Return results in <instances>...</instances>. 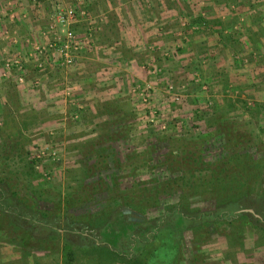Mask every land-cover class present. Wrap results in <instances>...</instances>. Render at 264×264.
I'll return each mask as SVG.
<instances>
[{
  "label": "rangeland",
  "instance_id": "obj_1",
  "mask_svg": "<svg viewBox=\"0 0 264 264\" xmlns=\"http://www.w3.org/2000/svg\"><path fill=\"white\" fill-rule=\"evenodd\" d=\"M54 1L57 2L0 0V218L3 224L0 264H65L66 250L71 253V264H134L132 260L138 242L143 241L141 237L150 235L149 225L163 217L169 206H178L188 217L213 214L220 204L224 206L221 197L230 198L239 189L225 181L222 183L227 187L223 190L203 185L202 177L212 168L223 165L219 170H227L223 174L231 175L227 179L231 182L238 171L245 173V165L262 159L264 162V51L260 58L262 65L233 67L223 56L225 61L220 66L179 63L175 66L176 76L168 73L169 66L157 59L151 60L150 68L142 60L137 62L139 69L146 72L155 69L151 79L142 81L127 77L131 74L124 69L123 56L117 60L112 56V65L99 69L89 54L104 51L99 49L103 46L100 39L116 37L114 27L105 33V38L103 32L98 35V23L111 25V19H115V0H59L74 7L81 15L78 17H83L74 26L81 39L89 27L96 30L92 34V47L80 52L84 60L91 62L87 67L89 74L75 73L64 83V78L47 83L40 80L37 85L34 81L41 73H53L57 77L58 70L64 69L51 65L40 72L28 62L23 84L16 81L17 70L10 69L7 76H2L5 56H26L31 44L41 43L42 31L49 29L52 21ZM118 1L125 22L139 23L143 18L148 23L153 21L156 31L152 48L156 54L161 52L165 62L179 59V47L188 36L185 27L190 25L188 31L193 32L208 26L206 21L202 22L205 15L198 10L201 4L198 0ZM227 2L238 11L249 6L253 13L260 11L264 17V0H216L213 4L225 6L224 10L230 5ZM198 16L202 19L194 21ZM261 20L256 25L259 29L249 36L253 44L257 43L258 33L264 35ZM161 38L170 40V46H163ZM121 41L105 43L114 47ZM5 42L7 50L3 52ZM18 43H24L23 54L16 49ZM261 45L264 46V39ZM113 47L105 48L104 52L116 53ZM121 71L126 73L124 77ZM232 72L246 73L247 79L236 78L237 82H233L229 76ZM116 77L121 78L132 96L131 108L121 98L109 99L96 105L95 111L82 114L83 108L91 107L94 100L92 92L87 93L88 99L86 92L107 89ZM136 83H148L151 105L171 122L174 120V123L169 121L167 130H159L147 122L146 104L131 91ZM169 85H173V92L168 91ZM53 88L75 110L69 107L61 114L50 110L44 102L43 90L48 92ZM42 101L43 106H37ZM226 131L230 133L228 141ZM201 141L202 165L193 174L198 179L186 181L192 171H185V166L178 168V164L171 168L170 164L179 162L180 157L172 159L168 154L171 146L173 151L178 147L193 150L194 143ZM228 145L233 147L229 149ZM233 149L240 156L241 170L228 160L234 154ZM252 167L255 175L250 178V196L257 198L264 191V170L257 174V167ZM77 197L84 201L70 202L73 205L65 210V202ZM242 208L241 211L261 217L254 206ZM201 219L196 221L204 223ZM205 220L208 222V218ZM106 221L115 226L121 221L128 228L114 239L105 228ZM237 223L231 226L215 222L219 225L218 232L211 224L184 228L179 236L175 264H264V237L260 228ZM162 237L160 245L155 246V237H149L147 246H142V249L154 248L147 264H171L175 241Z\"/></svg>",
  "mask_w": 264,
  "mask_h": 264
},
{
  "label": "crops",
  "instance_id": "obj_2",
  "mask_svg": "<svg viewBox=\"0 0 264 264\" xmlns=\"http://www.w3.org/2000/svg\"><path fill=\"white\" fill-rule=\"evenodd\" d=\"M200 1V8L198 10L201 11V14L205 15V19L202 22H207V27H200L197 30L191 32L188 31V25L185 27L186 34L188 35L186 37V42L182 45V47H179V55L178 60H169L166 61V58H164L161 55V52L158 54L153 51L152 44L155 43V31L156 27H154L153 21L145 22L147 19L143 18L142 22H136L135 20H129L130 23L125 22L124 19H122V11L119 8L122 7V4L120 5V1L115 0L116 6H115V19L114 21L111 19V25H104L98 23V35L100 36L103 32V37L105 38V33L109 32V29L114 27V36L112 38L104 39L103 41L100 39L101 43H103V46L99 47V49H102L105 51V48L107 50H110L113 45H110L109 43L116 39H121V43L117 42L115 43V46L113 49L117 50V52H113L112 54H106L104 51H100L98 55L90 53V56L93 55L92 60L97 62V66L100 69V67L105 68L108 65H112L111 59L112 56L117 60L119 56H123L125 58L121 59V61L125 62L123 65L125 66L124 69L127 71L129 76H134L133 78H138L139 80H147L151 79L153 72L146 70L139 69L137 62L141 63L143 60L144 63L147 62V68H150L153 66L151 63V60L157 59L159 63H165V65L169 66L166 67V70H168V73H172V75L176 74V71L178 69H175L178 64H184L187 62V64L191 66H203V65H210V64H216L220 66L225 60L228 61L229 65H232L233 67H246L250 65H262L263 63L260 62V58L263 55L264 46L261 45V42H263L264 35L260 36L258 33V39L257 43L253 44L250 42L249 36L254 34L259 28H257L256 25L260 23V20L264 21V17H262V13L260 11H256L253 13V10L247 7L244 11H238V9H235L234 4L228 5L224 10L225 6L221 5L218 7H215L214 1L216 0H198ZM218 1V0H217ZM217 4V3H216ZM119 5V6H118ZM212 6V10L214 8V13L211 10L210 7ZM199 7V4H197ZM204 6H208L204 8ZM234 8V9H233ZM259 16V17H258ZM254 17V20L252 18ZM257 18V20H256ZM259 18V19H258ZM202 17L198 16L194 18V21L201 20ZM261 20V21H262ZM264 27V23H263ZM11 32V30H9ZM19 31V30H18ZM96 31V30H95ZM21 33V31H19ZM36 34V33H35ZM193 34V36H190ZM40 38V37H38ZM98 38V37H97ZM169 39V37L167 38ZM226 39V41H224ZM163 40V41H162ZM161 44L163 46H170L171 41L165 40V39H159ZM109 42V43H105ZM3 45V43H2ZM6 46V42L4 43ZM233 45V46H231ZM117 46V48H116ZM3 52L4 49L7 50V46L1 48ZM16 49H19L18 51L23 54L24 49V43L17 45ZM146 50V51H145ZM82 53V52H81ZM79 53L78 59H77V65L76 67L71 68L69 71H60L59 75L57 77H54L53 73H41L39 76V79L41 81H45L46 83L48 81L52 82L56 79H62L64 78V83L67 78H71L72 75H75V73H78L79 75L82 74V76H85L84 73L89 74L88 65L91 63L88 60L83 59V54ZM120 53V54H119ZM24 56V55H23ZM95 56V57H94ZM223 56H226V59H223ZM90 58V59H91ZM253 58L254 61L249 60ZM89 59V60H90ZM129 59V63L126 62V60ZM147 59H150L147 61ZM196 60V61H195ZM150 61V63H149ZM111 62V63H110ZM117 62V61H116ZM121 62V63H122ZM258 62V63H257ZM108 64V65H107ZM129 64V66H128ZM176 66V67H175ZM128 67V68H127ZM168 68V69H167ZM98 69V70H99ZM171 71V72H170ZM237 72H241L240 70L236 69ZM122 72V76L124 77V74H126L124 71ZM242 72H246L243 71ZM149 73L151 77L149 76ZM69 76V77H68ZM120 76V75H119ZM176 76V75H175ZM230 80L233 82H237L236 78H240V81H244L247 78V74L242 73L241 75L239 73H229ZM237 76V77H236ZM86 79V78H85ZM121 78L116 77L115 83L111 85V87L105 89V88H95L90 90V92H86V98H89V95L87 93H91L94 96V100L91 102V107H84L82 110V114H86L87 112L95 111L96 105L104 103L106 100H113L121 98L122 101H125L128 104V107L131 108V102L130 94L127 92L126 86L123 84ZM85 81V80H80ZM117 82V83H116ZM239 82V81H238ZM46 85V84H45ZM47 89L43 90L44 96H45V103L49 104L50 110H54L53 112H57V114H61L64 111H67L70 107V109L75 110L74 107L66 103L65 98L62 96V93L60 91H57V89L53 88L51 90ZM61 93V94H60ZM157 93V92H156ZM159 95V93L156 94V96ZM132 97V96H131ZM161 98V97H160ZM162 100V99H161ZM38 102L37 106L39 107L43 106L44 103ZM95 104V105H94ZM95 106V107H94ZM42 109V108H41ZM89 128V127H88Z\"/></svg>",
  "mask_w": 264,
  "mask_h": 264
},
{
  "label": "trees",
  "instance_id": "obj_3",
  "mask_svg": "<svg viewBox=\"0 0 264 264\" xmlns=\"http://www.w3.org/2000/svg\"><path fill=\"white\" fill-rule=\"evenodd\" d=\"M226 136H227V141H228L229 136H230V133L228 131H226ZM194 144L195 146L193 147V150H190V149L187 150L185 148L181 149L178 147L175 151H173L172 148L174 147L171 146L170 152L168 154V157H170L171 155L172 159H176L178 156L180 157V161H179L180 163L179 162L171 163L170 164L171 168L175 167V165L178 164V168H180L181 166L183 167L185 166L184 168L185 171L186 170L192 171V174L191 173L189 174L188 176L189 178L186 179V181L197 180L198 177H195L193 174L202 165L200 154H202V144L203 143L201 141V143H194ZM225 147H227V144L225 145ZM228 147L230 149L233 146L228 145ZM232 153L234 154L230 155L228 157V160H231L233 164L236 165L239 168V170H241L242 166L239 164L240 156L236 155L237 151L234 149L232 150ZM236 162L238 163L236 164ZM252 162L253 164L251 165L247 164L244 166V170H245L244 174H242L240 171L234 174L231 182L230 181L228 182L227 180L230 178L231 175L223 174L224 172L227 173V170L225 171L219 170L222 168L223 165L212 168L205 178L202 177L203 180L201 183L203 185H205L207 188L209 187L219 188V190L226 189L227 185L229 186L234 185L233 186L234 188L239 187V189H235V192L230 198L222 199L221 197L220 203H223L224 206H222L219 203L221 207L219 208V210H216V212H214L213 214L204 213V214H200L199 216L192 215L188 217L185 214H183V211H181L178 206H172V207L169 206L166 212L164 213L163 217H160V219L155 224L149 225L148 230L150 231V235L148 237H141L143 241L138 242V247L136 249L137 253L134 257L135 259H133L132 262L134 264H147V259L153 252L154 248L153 246H151L150 249H146V248L142 249V246H147L146 244H148V241L151 240L150 239L151 237H155L154 245L156 246L157 244L162 242L163 240L162 236H166L165 238H173L175 241L176 248L173 254L170 256V259L172 260L171 264H175L174 258H176L178 251H179V236L181 235V232L184 230V228H188V227L190 229L194 227L197 229L200 226H204V225L209 226L211 224L212 228L216 232H218L217 227L219 225H216L215 222H220V224L225 222L226 224L231 225V226L238 225L237 222H246V223H250L253 226H257L258 228H260L261 236L264 237V191L261 190V192L258 193L259 196L257 198L250 196V189L252 188L250 187V183H251L250 178L252 175H255L254 167L252 166L257 167L258 169L257 174H261L260 173L261 170H264V162H263V159L259 161H252ZM257 174H256V177H257ZM223 181H225L227 185L223 184L222 183ZM227 182L230 184H228ZM242 187L243 189H241ZM252 198L254 200L250 201L249 199H252ZM83 201L84 199H82L81 197H77L76 199H70V200L68 199L65 202V206H66L65 210L69 208V206L71 207V205H73L70 202H74V204H77V203H82ZM251 202H252V205H251ZM245 206H251V207L254 206L255 207L254 209L260 214L261 217L257 218L249 212L241 211L243 209L242 207H245ZM226 208H228V210ZM198 217L200 219L202 218L201 220H204L203 221L204 223H198L196 221L197 219H199ZM207 218H208V222H205L206 221L205 219ZM193 222H196L199 225L197 224L194 225L192 224ZM144 224H147V223H144ZM2 226H3L2 218H0V230L2 229ZM105 228L109 229L110 233H112L113 238L115 239V238H118L123 232H126L128 227L125 223H122L121 221L117 226L112 225L110 224V222L106 221ZM157 237H160V238H157ZM142 243H144V245H141ZM64 257H65V262H66L65 264H71L72 256L69 250L65 251Z\"/></svg>",
  "mask_w": 264,
  "mask_h": 264
},
{
  "label": "built area",
  "instance_id": "obj_4",
  "mask_svg": "<svg viewBox=\"0 0 264 264\" xmlns=\"http://www.w3.org/2000/svg\"><path fill=\"white\" fill-rule=\"evenodd\" d=\"M78 16L81 15L74 7L63 5L59 0L53 3L52 21L49 29L42 31L44 37L41 43L31 44L26 56L17 54L14 56L9 54L10 57L5 56V59L3 58L5 68L1 75L7 76L10 69L17 70L16 81L23 84L25 81L24 70L28 62H32L40 72H44L51 65L64 70L76 67L79 53L83 49L92 47V34L95 31L93 27H89L81 39L74 27L78 20L83 18ZM154 70H152L153 73ZM39 83L40 79L36 78L34 84L38 85ZM131 91L137 93L141 101L146 104L147 122L154 124L159 130H167L170 119H167L166 114L150 103L151 86L148 83H136ZM168 91H174L173 85L168 86ZM171 123H174V120Z\"/></svg>",
  "mask_w": 264,
  "mask_h": 264
}]
</instances>
